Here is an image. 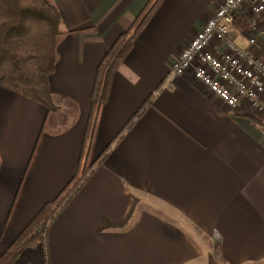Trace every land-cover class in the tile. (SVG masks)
<instances>
[{"label": "crops", "instance_id": "1", "mask_svg": "<svg viewBox=\"0 0 264 264\" xmlns=\"http://www.w3.org/2000/svg\"><path fill=\"white\" fill-rule=\"evenodd\" d=\"M52 1L50 110L0 87V254L110 146L13 264H264V111L167 80L220 0H159L91 130L98 64L150 0Z\"/></svg>", "mask_w": 264, "mask_h": 264}, {"label": "trees", "instance_id": "2", "mask_svg": "<svg viewBox=\"0 0 264 264\" xmlns=\"http://www.w3.org/2000/svg\"><path fill=\"white\" fill-rule=\"evenodd\" d=\"M158 2H148L132 20L130 28L115 39L99 62L91 91L90 130L107 99L114 72ZM60 22V14L52 0H0V87L35 101L48 111L52 105L48 78L55 69L56 43L62 33ZM235 26L242 29L246 23L243 18H238ZM253 121L264 126L260 120ZM109 148H105L89 167L81 170L80 176L76 174L54 200L36 213L0 254V264H13L21 249L44 241L49 223L86 181L94 166L103 161Z\"/></svg>", "mask_w": 264, "mask_h": 264}, {"label": "built area", "instance_id": "3", "mask_svg": "<svg viewBox=\"0 0 264 264\" xmlns=\"http://www.w3.org/2000/svg\"><path fill=\"white\" fill-rule=\"evenodd\" d=\"M238 18L245 28H236ZM185 74L230 109L248 103L264 111V0L217 2L175 56L167 80Z\"/></svg>", "mask_w": 264, "mask_h": 264}, {"label": "rangeland", "instance_id": "4", "mask_svg": "<svg viewBox=\"0 0 264 264\" xmlns=\"http://www.w3.org/2000/svg\"><path fill=\"white\" fill-rule=\"evenodd\" d=\"M81 174V173H80ZM80 174H79V176H80Z\"/></svg>", "mask_w": 264, "mask_h": 264}]
</instances>
